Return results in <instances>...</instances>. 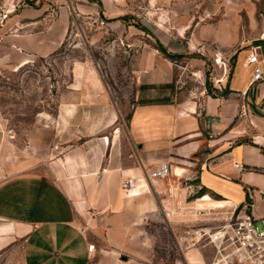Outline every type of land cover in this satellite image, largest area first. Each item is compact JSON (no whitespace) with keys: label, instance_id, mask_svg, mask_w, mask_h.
<instances>
[{"label":"crops","instance_id":"obj_1","mask_svg":"<svg viewBox=\"0 0 264 264\" xmlns=\"http://www.w3.org/2000/svg\"><path fill=\"white\" fill-rule=\"evenodd\" d=\"M170 1L148 0L147 11ZM123 2L0 0V74L57 52L73 12L99 14L117 27L109 21L124 15ZM260 42L264 26L230 55L220 93L205 94L201 108L175 100L178 70L169 50L137 44L125 128L107 105L99 120L78 123L87 102L66 101L18 148L0 111V253L21 241L23 264H209L214 250L195 233L206 224L199 210L225 202L264 215V81H253L248 64L250 47ZM260 67L264 75L263 55ZM161 163L169 177L149 179ZM128 179L134 196L122 190ZM170 241L175 255L167 252Z\"/></svg>","mask_w":264,"mask_h":264},{"label":"rangeland","instance_id":"obj_2","mask_svg":"<svg viewBox=\"0 0 264 264\" xmlns=\"http://www.w3.org/2000/svg\"><path fill=\"white\" fill-rule=\"evenodd\" d=\"M228 3L232 10H227ZM262 4L260 0L242 4L233 0H171L156 6L151 14L148 0H124V15L109 21L117 27H110L99 14L88 18L73 12L69 33L57 52L34 57L19 69L0 74L2 122L22 148L42 117H57L66 101L85 100L86 110L78 123L99 120L107 105L125 128L134 102L133 71L140 44L160 49L164 43V50L177 62L175 100L196 101L201 108L205 94L220 93L221 81L230 70V55L244 41L260 37ZM132 44L136 47L131 48ZM257 45L264 56V43ZM46 126L50 125L44 122L41 127ZM199 193H192L189 199ZM219 211L199 210L196 215L202 221L205 213L219 218ZM167 252L175 255L172 241ZM0 264H23L21 241L0 253Z\"/></svg>","mask_w":264,"mask_h":264},{"label":"built area","instance_id":"obj_3","mask_svg":"<svg viewBox=\"0 0 264 264\" xmlns=\"http://www.w3.org/2000/svg\"><path fill=\"white\" fill-rule=\"evenodd\" d=\"M46 20V18H44ZM249 65H254L253 81H264L259 45L250 47ZM236 167L242 168L240 164ZM170 175L167 163H161L148 174L149 179L163 180ZM122 190L127 196H134L136 183L128 179L122 183ZM264 202V188L260 190ZM250 206H225L219 211V218L204 214L203 222L207 225L195 233L199 241H206L214 250V257L209 264H264V215L256 218L248 208ZM91 253L94 246H90Z\"/></svg>","mask_w":264,"mask_h":264},{"label":"bare ground","instance_id":"obj_4","mask_svg":"<svg viewBox=\"0 0 264 264\" xmlns=\"http://www.w3.org/2000/svg\"><path fill=\"white\" fill-rule=\"evenodd\" d=\"M225 204H226L225 202H215V203H212L210 205V206H212V209L211 210H220L221 211L223 208H225V206H226ZM199 206H200V208H206L205 207V204H200Z\"/></svg>","mask_w":264,"mask_h":264},{"label":"trees","instance_id":"obj_5","mask_svg":"<svg viewBox=\"0 0 264 264\" xmlns=\"http://www.w3.org/2000/svg\"><path fill=\"white\" fill-rule=\"evenodd\" d=\"M159 48H160V50L164 51V48H163V47H159ZM168 55L171 56V57H173V55H171V54H168ZM209 94H210V93H209ZM202 193H203V192L200 191V193L196 196V198L202 196V195H203Z\"/></svg>","mask_w":264,"mask_h":264}]
</instances>
